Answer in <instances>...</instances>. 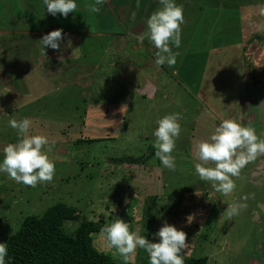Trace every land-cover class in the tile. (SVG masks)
Masks as SVG:
<instances>
[{"label":"rangeland","instance_id":"rangeland-1","mask_svg":"<svg viewBox=\"0 0 264 264\" xmlns=\"http://www.w3.org/2000/svg\"><path fill=\"white\" fill-rule=\"evenodd\" d=\"M104 1L110 13H104L107 8L93 12V7H103L96 0H76V12L63 18L48 14L43 0H0V159L6 145L18 142L8 121L28 118L33 122L30 134L48 138V155L55 164L53 180L36 187L0 174V243H6L26 216L41 215L62 202L75 207L80 218L97 221L103 216L110 218L107 223L120 209V219L127 218L130 229L140 235L153 236L166 221L186 233L188 248L181 253L185 258L195 247L193 255L207 258V264H264V156L233 178L236 188L227 196L201 181L194 169L198 142L208 141L224 119L252 127L264 138V15L255 26L259 11L250 4L262 6L264 0H176L183 8L184 24L181 46L172 48L177 53L172 67L154 63L157 49L145 36L148 16L158 10L154 6L147 12V7L160 0ZM80 20L85 27L77 26ZM259 28L261 40L254 38L249 44L248 35ZM57 29L80 37V45L71 50L75 57L65 66V79L86 72L94 81L90 89L76 79L59 83L52 93L48 86L39 95L40 85L49 84L43 77L40 85L33 83L40 76L36 59L43 51L38 41ZM120 59L126 62L122 72L116 68ZM132 64L136 72L128 68ZM145 76L157 91L151 102L137 93ZM92 102L100 117L89 110L84 114ZM173 102L183 115L173 152L175 171L150 157L156 151V121L173 113ZM78 140L84 142L77 144ZM145 165L155 167L147 171ZM199 189L208 194L206 208L199 206L198 196L188 194ZM150 195H157V200L151 218L143 219L144 201ZM233 203L247 207L229 218L226 210ZM189 215L194 217L190 224ZM78 225L71 221L65 227L74 231ZM93 241L99 251L108 252L102 235H94ZM150 242L158 240L152 237ZM111 255L124 264L115 250ZM138 257L137 249L128 262L136 263Z\"/></svg>","mask_w":264,"mask_h":264},{"label":"clouds","instance_id":"clouds-1","mask_svg":"<svg viewBox=\"0 0 264 264\" xmlns=\"http://www.w3.org/2000/svg\"><path fill=\"white\" fill-rule=\"evenodd\" d=\"M101 3L103 0H96V4ZM43 4L52 17L59 14L67 18L77 10L76 0H43ZM160 4L161 7L147 18L145 36L157 49L154 63L158 67H172L177 62V53L172 48L181 46L183 8L176 0H160ZM91 10L98 12L99 8L93 7ZM261 14L264 15V12ZM64 38L63 29H57L43 35L38 42L45 54V48L59 50ZM143 39L144 36L138 38L140 42ZM0 112L3 110L0 109ZM181 119L180 113L165 115L156 121L157 126L152 132L155 138V157L171 171L176 170L173 152L182 132L179 123ZM32 123L28 118L8 121L9 126L17 131L18 142L6 145L3 158L0 159V174H6L8 178L28 187L50 182L55 174V164L48 155L51 151L49 140L43 135H31ZM261 156H264V138L258 136L252 127H244L234 120L224 119L215 126L208 141L198 142L196 158L199 162L194 164V169L201 181L211 183L215 191L227 196L236 188L233 178H238L242 169ZM210 163L214 167L208 166ZM246 207L243 203H233L228 205L226 213L232 218ZM186 219L190 224L194 217L189 215ZM100 235L104 237L106 246L114 249L123 259L124 264H128L130 256L138 248L148 254L149 264H184L185 256L181 253L188 248L186 233L166 221L153 234V238L158 240L155 243L137 231H130L129 223L119 218L105 225ZM10 259L7 244L0 243V264H9Z\"/></svg>","mask_w":264,"mask_h":264},{"label":"trees","instance_id":"trees-1","mask_svg":"<svg viewBox=\"0 0 264 264\" xmlns=\"http://www.w3.org/2000/svg\"><path fill=\"white\" fill-rule=\"evenodd\" d=\"M101 4L103 7L106 5V7L103 8L100 6L101 8L99 9L98 13L107 8V4L104 0ZM250 4L252 5V3ZM253 5L257 6L259 3H254ZM262 6L259 9L260 11H262ZM152 8V6L147 7V12H150ZM106 12L110 13V10L108 11L107 8V11L104 10V13ZM84 25L85 24L83 23V20H80L79 24H77L78 27H85ZM100 34L107 35L103 34V32H100ZM74 35L71 34V36L68 37L64 36L65 38L61 42L59 50H53L50 52L52 49L45 48V54L40 50V55L36 59L39 68L36 70V72L40 73V76L37 74L38 79L43 77L48 80V84L52 83L55 85L56 83V86H59V83L60 85H65L70 82H75L76 77L71 80L65 79V66L70 65V60L75 57V54L71 52V50L74 46L78 47V45H80V37ZM84 36L88 37L91 35ZM63 53L65 56L61 57ZM54 61H60V63H56ZM135 66L136 65H134L133 68H135L136 72ZM138 72L142 71L138 69ZM80 75L84 76L90 74L85 72ZM75 76H77V73ZM40 86L42 89H37L39 90V93L41 92L39 95H44V91L48 89V86L49 93H51L50 85ZM259 96H262L261 92ZM257 101L258 103L260 102L259 99ZM93 103L94 102L84 108V114L87 113V110H90ZM238 119L241 120L240 117H238ZM81 122L83 126L84 121ZM82 142H84V140H78L77 144ZM86 142L92 143L93 140H86ZM153 156H155V152L151 151L150 157ZM133 159H136L137 162L139 161V158ZM154 167L155 166L153 165L148 167L145 165L143 166V169L146 168L147 171H151L154 169ZM202 191L204 190L199 189L195 192H189L188 194H190L192 197L198 196L197 200L199 206H204L206 208L208 203L206 202L208 194H205L204 196L203 194L205 191ZM211 194L212 193H210V195ZM181 199L182 203L183 197ZM156 200L157 195H150L145 199V211L143 212V219L151 218V207L155 204ZM117 204L118 205L116 207L120 208V203ZM114 215L116 218L120 219V209L119 213L116 211ZM106 220L110 221V218H104L103 216H100L97 221L80 218V213L75 207L68 206L62 202L56 203L55 205L49 207L41 215H28L22 220L19 229L6 240L5 244H7L8 255L11 258L9 264H117L111 255V252L114 251V249L109 250L108 248V252H101L94 246L93 243V236L100 234L101 229L105 225L109 224ZM125 220H127V218H125ZM71 221L79 222L78 227L74 231H69L65 227V224ZM130 231L133 230L130 229ZM142 236H145V238L149 241H151L153 237L152 235L150 236V234L147 236L144 233ZM196 250L197 249L194 247L193 251L190 253L191 256L189 255L188 258L184 259V264H207V258L195 257L193 255ZM138 254L139 257L136 259V263L128 262V264H149L148 254L143 249L138 248Z\"/></svg>","mask_w":264,"mask_h":264},{"label":"crops","instance_id":"crops-1","mask_svg":"<svg viewBox=\"0 0 264 264\" xmlns=\"http://www.w3.org/2000/svg\"><path fill=\"white\" fill-rule=\"evenodd\" d=\"M159 3V5L158 4H150V6H152V7H154V6H157V8L159 9L160 7H161V4H160V2H158ZM253 5V4H252ZM185 7V6H184ZM260 7L261 6H255L254 8L256 9L257 8V11H259V13L257 14V18L255 19V21H254V25L256 24V22H258V21H261V11L259 10L260 9ZM195 10H194V16L195 17H197V13L195 14ZM148 15H149V13H148ZM151 15V14H150ZM149 17V16H148ZM189 17H186V19H188ZM197 19V18H196ZM206 22H208V23H210L209 21H206ZM253 25V26H254ZM256 26V25H255ZM146 27H147V25H146ZM242 28V27H241ZM146 29V28H145ZM261 29L259 28L258 29V31H256V32H258L257 34H255V35H252V36H250L251 34H249L248 35V43L250 44L251 43V40H253V41H255V39L254 38H258L259 39V41L261 40V38H262V36H260L259 35V31H260ZM142 31L144 32V30L142 29ZM238 31L240 32L241 30H240V28L238 29ZM241 32H243L244 33V30L243 31H241ZM63 33H66V32H63ZM245 34V33H244ZM64 36H71L70 35V33H67V34H64ZM255 44V43H254ZM256 46H258V44H255ZM256 55V54H255ZM63 56H65L64 55V53L61 55V57H63ZM119 61V60H118ZM120 61H121V59H120ZM119 61V62H120ZM125 59H122V61H121V63L119 64V65H117L116 66V68H118V70L120 71V72H122L123 70H125V68L123 67L124 65H125ZM96 69H97V67H95ZM128 68L129 69H133V70H131V72H135V69L134 68H132L131 66H128ZM89 76V77H88ZM158 76H159V74H158ZM148 77V76H147ZM146 76H145V78L144 79H146L147 78ZM156 78V77H155ZM34 79V84H38V85H40L39 83H38V76H36V77H34L33 78ZM76 79H80V80H83L82 81V83H83V85L84 86H87L86 87V89H90L91 87H92V85H93V83H94V81H93V79H92V77L90 76V75H84V76H82V75H79V78H77L76 77ZM75 82H76V80H75ZM86 83H90L89 85H87ZM50 86H51V93L53 92V90L55 89V87L57 88L58 86H56V85H54V84H52V83H50L49 84ZM60 86V85H59ZM122 87L123 88H126V89H128V90H130L131 91V89L133 88V87H131V88H127V86H125V85H122ZM82 89V88H81ZM122 89V88H121ZM137 93H139V96L143 99V101H145V100H149L150 102H151V100H153L155 97H156V95H157V91H156V89L153 87V85L149 82V80L148 79H146V81H144V84L142 85V87H137ZM150 98H151V100H150ZM173 104V113H180L181 114V117H183V115H182V109H181V107H178V111L176 110V109H174L175 108V103L173 102L172 103ZM97 106L98 105H96L95 103H93L92 104V107L90 108V113L91 112H93L94 113V116H98V117H100L102 114L100 113V112H98L97 110H96V108H97ZM87 114H88V112H87ZM168 114H170V113H168ZM167 114V115H168ZM100 115V116H99ZM142 117H144V115H141ZM90 118H93V117H90ZM89 118V119H90ZM88 120V119H87ZM85 122V121H84ZM137 122H139L138 120H137ZM141 122V121H140ZM139 122V123H140ZM199 122V121H198Z\"/></svg>","mask_w":264,"mask_h":264}]
</instances>
